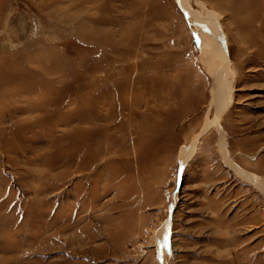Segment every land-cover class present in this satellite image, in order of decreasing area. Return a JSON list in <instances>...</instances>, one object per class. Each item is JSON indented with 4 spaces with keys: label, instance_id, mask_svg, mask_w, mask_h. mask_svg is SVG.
Segmentation results:
<instances>
[{
    "label": "rangeland",
    "instance_id": "rangeland-1",
    "mask_svg": "<svg viewBox=\"0 0 264 264\" xmlns=\"http://www.w3.org/2000/svg\"><path fill=\"white\" fill-rule=\"evenodd\" d=\"M0 264H264V0H0Z\"/></svg>",
    "mask_w": 264,
    "mask_h": 264
},
{
    "label": "bare ground",
    "instance_id": "bare-ground-1",
    "mask_svg": "<svg viewBox=\"0 0 264 264\" xmlns=\"http://www.w3.org/2000/svg\"><path fill=\"white\" fill-rule=\"evenodd\" d=\"M193 17V16H192ZM219 74H221L220 72H218ZM218 74V75H219ZM218 75H215L214 76V79H213V87H212V95H213V100L214 102L216 103V105H218V103H220V100H221V95H223V92H222V85H221V81H220V77ZM218 107V106H217ZM219 108V107H218ZM220 111V109H218L217 111V114L218 112ZM185 152L182 151L181 152V158L182 160L184 161L186 156H185Z\"/></svg>",
    "mask_w": 264,
    "mask_h": 264
}]
</instances>
